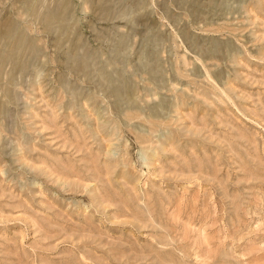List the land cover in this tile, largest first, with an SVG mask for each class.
Instances as JSON below:
<instances>
[{"label": "rangeland", "instance_id": "374dc122", "mask_svg": "<svg viewBox=\"0 0 264 264\" xmlns=\"http://www.w3.org/2000/svg\"><path fill=\"white\" fill-rule=\"evenodd\" d=\"M0 264H264V0H0Z\"/></svg>", "mask_w": 264, "mask_h": 264}]
</instances>
